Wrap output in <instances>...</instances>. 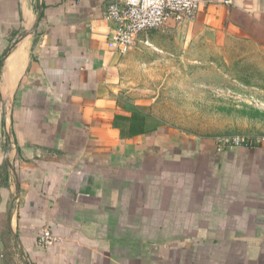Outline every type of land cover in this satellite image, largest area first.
<instances>
[{
	"label": "crops",
	"instance_id": "obj_1",
	"mask_svg": "<svg viewBox=\"0 0 264 264\" xmlns=\"http://www.w3.org/2000/svg\"><path fill=\"white\" fill-rule=\"evenodd\" d=\"M38 1L0 0V61ZM109 1L43 0L36 33L1 70L0 264H24L13 232L28 264H264V149L190 146L128 109ZM165 27L264 48V0H203L191 22ZM4 98L20 192L12 221ZM134 114L144 133H130Z\"/></svg>",
	"mask_w": 264,
	"mask_h": 264
},
{
	"label": "rangeland",
	"instance_id": "obj_2",
	"mask_svg": "<svg viewBox=\"0 0 264 264\" xmlns=\"http://www.w3.org/2000/svg\"><path fill=\"white\" fill-rule=\"evenodd\" d=\"M118 67L122 103L143 109L150 128L190 146L264 138V48L214 46L165 27L139 35Z\"/></svg>",
	"mask_w": 264,
	"mask_h": 264
},
{
	"label": "built area",
	"instance_id": "obj_3",
	"mask_svg": "<svg viewBox=\"0 0 264 264\" xmlns=\"http://www.w3.org/2000/svg\"><path fill=\"white\" fill-rule=\"evenodd\" d=\"M202 4L203 0H110L105 13V18L113 24L109 45L112 50L124 56L130 52L139 35L159 30L168 23H189L200 11ZM215 144L220 152L238 148L264 149V138L220 137L215 139ZM39 242L49 246L54 239L45 231Z\"/></svg>",
	"mask_w": 264,
	"mask_h": 264
},
{
	"label": "water",
	"instance_id": "obj_4",
	"mask_svg": "<svg viewBox=\"0 0 264 264\" xmlns=\"http://www.w3.org/2000/svg\"><path fill=\"white\" fill-rule=\"evenodd\" d=\"M43 10H44L43 0H39L38 1V17H37L36 22L31 27L24 28L23 31L18 35V37L13 41V43L7 49V51L5 52L4 56L2 57L0 61V73L7 59L9 58V56H11V54L19 47V45H21L28 37L36 33L37 28L40 24L42 15H43ZM3 120H4L6 139L8 141V145H7V149H6V153L4 157V163H7L8 167L10 168L12 177L14 180V184H15L14 201H13V205L11 209V216H10V221H12V218L15 214V211L19 203L20 192H19V182L17 180L15 166L12 161L13 143H12V133H11V111H10V107H9V104L6 98L3 99ZM13 237L21 252L23 263L28 264L26 257L24 255V252L22 250V247L19 243V240L14 232H13Z\"/></svg>",
	"mask_w": 264,
	"mask_h": 264
},
{
	"label": "trees",
	"instance_id": "obj_5",
	"mask_svg": "<svg viewBox=\"0 0 264 264\" xmlns=\"http://www.w3.org/2000/svg\"><path fill=\"white\" fill-rule=\"evenodd\" d=\"M131 122V127H130V133L135 135V134H140L144 133V125H145V117L134 114L130 119Z\"/></svg>",
	"mask_w": 264,
	"mask_h": 264
}]
</instances>
